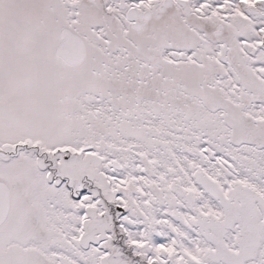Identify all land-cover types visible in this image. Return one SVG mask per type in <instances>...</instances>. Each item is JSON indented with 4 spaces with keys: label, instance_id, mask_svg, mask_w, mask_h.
<instances>
[{
    "label": "snow or ice",
    "instance_id": "snow-or-ice-1",
    "mask_svg": "<svg viewBox=\"0 0 264 264\" xmlns=\"http://www.w3.org/2000/svg\"><path fill=\"white\" fill-rule=\"evenodd\" d=\"M0 264H264V0H0Z\"/></svg>",
    "mask_w": 264,
    "mask_h": 264
}]
</instances>
